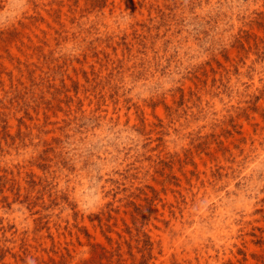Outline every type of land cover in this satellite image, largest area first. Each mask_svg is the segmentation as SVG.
Here are the masks:
<instances>
[{"label": "rangeland", "instance_id": "obj_1", "mask_svg": "<svg viewBox=\"0 0 264 264\" xmlns=\"http://www.w3.org/2000/svg\"><path fill=\"white\" fill-rule=\"evenodd\" d=\"M0 264H264V0H0Z\"/></svg>", "mask_w": 264, "mask_h": 264}]
</instances>
